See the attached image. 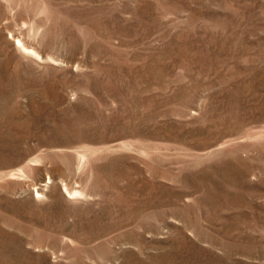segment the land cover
Here are the masks:
<instances>
[{
    "label": "rangeland",
    "instance_id": "1",
    "mask_svg": "<svg viewBox=\"0 0 264 264\" xmlns=\"http://www.w3.org/2000/svg\"><path fill=\"white\" fill-rule=\"evenodd\" d=\"M0 264H264V0H0Z\"/></svg>",
    "mask_w": 264,
    "mask_h": 264
}]
</instances>
